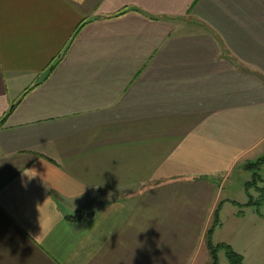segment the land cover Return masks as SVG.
<instances>
[{
  "label": "crops",
  "instance_id": "obj_1",
  "mask_svg": "<svg viewBox=\"0 0 264 264\" xmlns=\"http://www.w3.org/2000/svg\"><path fill=\"white\" fill-rule=\"evenodd\" d=\"M263 157L264 0H0V264H211Z\"/></svg>",
  "mask_w": 264,
  "mask_h": 264
},
{
  "label": "rangeland",
  "instance_id": "obj_2",
  "mask_svg": "<svg viewBox=\"0 0 264 264\" xmlns=\"http://www.w3.org/2000/svg\"><path fill=\"white\" fill-rule=\"evenodd\" d=\"M259 176L261 180L264 181V167L259 172ZM236 178L237 177L230 179V181H228V183L226 184V189L224 191V196H223L224 199H226L229 195L232 197H235L234 199H239L241 195L247 196L246 192H248V190H250V192L254 194L257 193V189L255 187L247 188L246 185L245 186L240 185L238 188L234 187V186H237L235 185V183H237L236 181H239V180H236ZM246 181L248 183H252L253 178H248ZM261 185H262L261 183L258 184L259 187ZM226 203L227 201L223 203L219 211L220 224L221 223L223 224L222 231H220L218 235L216 236V238H214L215 231L220 225L215 229L212 240H211L212 244L215 245L216 247L221 246L222 244L230 246L235 252H238L237 249L239 250L241 249L240 250L241 252H264V244H263V237H262L264 235V223L263 225L257 224V226H254L255 227L254 228L255 229L254 238L256 242V247H255L252 243V240L248 241V239L245 236H242V234L240 233L237 234V231H235L236 229H239V231H244L243 230L244 228L246 230L248 229L251 230L253 228V224L250 223V226H249V224L246 223V220L244 221L240 219L238 226L233 225L234 220L236 218V214H237V213H234V211H237L238 208H240L242 205H239V204L236 205L234 201L233 202L230 201L229 203L230 206H227L226 208H224V205ZM253 208L254 207H252L251 209L255 211L256 213L255 215L264 222V206L260 209V214L257 213L255 208H254L255 210ZM221 210H224L222 218H221ZM227 239H229V241L233 242L234 244L230 245L229 243L222 242ZM260 242L262 243L260 245H257V243H260ZM248 243L249 245H251L250 247H253L254 249L249 248ZM216 255H217V264H230L226 256V250L224 248L219 247ZM207 257L210 258V253H207Z\"/></svg>",
  "mask_w": 264,
  "mask_h": 264
},
{
  "label": "trees",
  "instance_id": "obj_3",
  "mask_svg": "<svg viewBox=\"0 0 264 264\" xmlns=\"http://www.w3.org/2000/svg\"><path fill=\"white\" fill-rule=\"evenodd\" d=\"M13 108L11 109V111L13 110ZM11 111L9 112V114L11 113ZM263 167H264V157L255 163H250L246 165V170L251 172L253 175V182L247 183L246 186L247 188L255 187L257 189V197L254 198L250 196L249 202L241 206V208L242 207H254L257 213L259 214H260V209L264 206V181L261 180L259 176V172L261 171ZM259 183L262 184L260 187L258 186ZM220 208L221 206H219L216 209L215 214H214L213 223L211 227L208 229L207 235H206V243L210 251V255H211V261H212L211 264H217L216 254H217V250L219 247H222L226 250V256L230 264H243V256L236 253L230 246L222 244L221 246L216 247L215 245L212 244L211 240H212L214 231L220 225V220H219ZM82 217H83V214H78L77 216L71 217L70 220L75 221L78 219H82Z\"/></svg>",
  "mask_w": 264,
  "mask_h": 264
}]
</instances>
